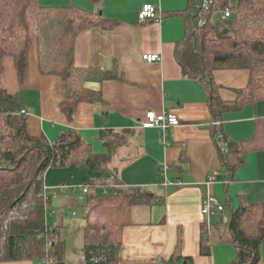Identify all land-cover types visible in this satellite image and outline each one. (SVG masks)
<instances>
[{
	"label": "trees",
	"instance_id": "trees-1",
	"mask_svg": "<svg viewBox=\"0 0 264 264\" xmlns=\"http://www.w3.org/2000/svg\"><path fill=\"white\" fill-rule=\"evenodd\" d=\"M89 1L94 5L103 0ZM225 11L230 12L227 18L223 17ZM174 13L183 17L186 26L176 58L186 76L199 78L208 86L214 119L220 120L224 113L239 110L248 102L264 100V0H188L186 8ZM120 24V20L103 15L101 9H87L72 0L66 5L0 0V77L5 61L11 59L19 81H24L35 40L39 71L61 78L65 97L60 108L72 122L79 103H106L101 89L87 86L88 79H124L118 65L112 69L78 66V39L87 30H112ZM218 69L251 71L248 84L236 89L234 100L222 99L214 76ZM28 118L19 93L0 86V264H65L63 224L48 223L47 210L52 207L54 195L47 190L46 175L52 168L71 167L111 174L107 179L85 180L81 184L89 191L83 206L86 221L79 264H120L123 231L131 223L133 207L150 205L157 197L142 188L127 187L116 178L118 167L114 169L113 165L129 132L102 129L98 138L106 151L97 153L75 128L54 141L45 135H33ZM221 140L226 143L220 147L221 163L232 176L245 164L249 148L264 149V118L257 119L252 140L237 142L225 135ZM213 221L211 225L204 224L202 254L209 255L216 242L229 241L236 248V256L229 264L258 262L264 244L263 203L244 202L232 210L228 220ZM180 245L179 240L172 264H178Z\"/></svg>",
	"mask_w": 264,
	"mask_h": 264
},
{
	"label": "crops",
	"instance_id": "crops-1",
	"mask_svg": "<svg viewBox=\"0 0 264 264\" xmlns=\"http://www.w3.org/2000/svg\"><path fill=\"white\" fill-rule=\"evenodd\" d=\"M187 2L103 0L91 4L92 9H101L103 15L118 19L121 24L112 30L93 28L83 32L77 42L76 64L103 69L118 65L124 79L102 80L98 76L88 79L87 86L101 89L106 103H79L72 122H68L60 108L65 97L63 82L58 76L40 73L36 44L29 51V65L22 83L11 59L5 61L0 77V86L19 93L29 112V130L33 135H45L54 141L75 128L93 144L95 152L103 153L106 147L98 138L102 129L129 132L113 165L114 169L118 167L116 178L127 187H139L157 197L150 205L133 207L131 223L123 231L120 264H172L170 260L179 240L178 264H229L236 256V248L229 241L214 243L209 255L201 253L206 224L201 209L205 196L210 193L225 206L223 212L212 218L213 222L228 220L232 210L244 202L264 204V149L249 148L245 164L232 176L220 159V147L226 146L222 135L237 142L253 139L257 119L264 118V100L248 102L239 110L224 113L220 120L214 119L208 86L199 78L186 76L176 58V48L186 35V26L183 17L174 12L186 8ZM146 3L160 7L162 20H140ZM145 53H157L161 59L148 63L143 59ZM250 73L248 69L215 70L222 99L234 100L236 89L248 84ZM150 110L175 113L183 124L164 137L157 127L143 126ZM212 175L216 180L209 183ZM110 176L109 171L96 172L84 167L50 169L46 175L47 190L61 184H67L68 190L60 197L62 208L55 205L58 197L53 194L54 210L62 213L53 226L64 224L63 213L69 204L72 207L82 204V209L86 206L87 195L83 190H80L81 203L77 196V188L83 181ZM176 180L182 184H165ZM142 206L149 209V220L134 219ZM256 264H264V244Z\"/></svg>",
	"mask_w": 264,
	"mask_h": 264
},
{
	"label": "rangeland",
	"instance_id": "rangeland-1",
	"mask_svg": "<svg viewBox=\"0 0 264 264\" xmlns=\"http://www.w3.org/2000/svg\"><path fill=\"white\" fill-rule=\"evenodd\" d=\"M69 1L71 0H41V3L43 5H66ZM72 1L76 2L81 6L86 7L87 9L88 8L91 9L92 5L89 0H72ZM35 44L36 42L35 40H33L31 43L30 52L32 49H34ZM34 133L39 134L40 132L34 131ZM81 186L82 185L80 184V186L77 188V196L79 198L80 203L82 202V196L80 193V190L82 188ZM110 190H112V187L109 188V191ZM52 191L53 194L55 193L58 197V199L55 201V205L57 207L62 208L63 202L60 201V197L66 191H68L67 186L61 185L60 188L53 187ZM77 204H78V200H77ZM54 207L55 206L52 205V207L50 206L47 210L49 214L48 223L50 225H53L54 220L62 216V213L54 210ZM68 207H69L68 209L66 208L64 209L65 210L63 213L64 224L61 228L62 239L66 242L65 259H66V264H79L82 247H83V228L86 218H85V213L82 209V204L75 205L74 207H72L69 204ZM138 210H140V212L137 215H135L134 219H136L137 217L138 220L142 221V220H149L151 218L149 213L150 211L147 207L142 206Z\"/></svg>",
	"mask_w": 264,
	"mask_h": 264
},
{
	"label": "built area",
	"instance_id": "built-area-1",
	"mask_svg": "<svg viewBox=\"0 0 264 264\" xmlns=\"http://www.w3.org/2000/svg\"><path fill=\"white\" fill-rule=\"evenodd\" d=\"M230 12L225 11L223 13V17L227 18L229 16ZM140 20L142 22L148 21L150 19H156V20H162V11L160 10V7L157 5H153L151 3H146L141 10L139 14ZM144 61L148 63L158 62L161 57L157 53H145L143 55ZM182 120L178 117L175 113H157L153 110H150L146 113V118L143 120V126L144 127H157L163 136H167L175 127L181 126ZM215 124H219L218 122H215ZM214 180H216L215 176H210L208 179V182L211 183ZM166 185L171 184H182V181L176 180V181H166ZM81 190H83L84 194L88 193V188L81 186ZM225 209V206L222 204V202L219 201V199L208 193L202 204L201 213L204 218L203 222L207 225H211L212 218L214 215L219 214L220 212H223Z\"/></svg>",
	"mask_w": 264,
	"mask_h": 264
}]
</instances>
